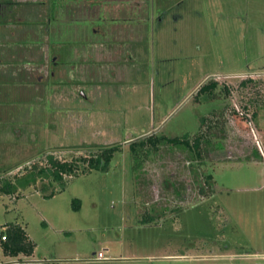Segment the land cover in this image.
I'll use <instances>...</instances> for the list:
<instances>
[{"label":"rangeland","instance_id":"obj_1","mask_svg":"<svg viewBox=\"0 0 264 264\" xmlns=\"http://www.w3.org/2000/svg\"><path fill=\"white\" fill-rule=\"evenodd\" d=\"M223 1L187 0L182 14L150 24L148 14L124 15L140 25L139 48L131 43L135 30L122 43L113 34L115 42L97 36L91 46V0L64 6L67 16L49 30L73 46L52 77L55 51L40 25H30L34 33L15 27L16 39L44 44L26 46L0 66V79L12 80H0V177L18 174L25 183L33 174L28 165L48 166V155L80 168L0 192V229L17 224L34 243L30 255L15 256L0 245V264H264V105L241 118L232 112L240 104L231 87L264 72V0H238L232 12ZM118 43L131 60L107 56ZM6 52L0 57L9 62ZM208 78L227 84L228 96L195 97ZM7 90L13 99L3 98ZM206 114L217 123L201 158L183 146L162 143L147 153L130 145L151 132L192 135ZM111 144L120 145L108 168L83 172L87 163L76 157ZM101 250L105 259L94 260Z\"/></svg>","mask_w":264,"mask_h":264},{"label":"flooded vegetation","instance_id":"obj_2","mask_svg":"<svg viewBox=\"0 0 264 264\" xmlns=\"http://www.w3.org/2000/svg\"><path fill=\"white\" fill-rule=\"evenodd\" d=\"M77 1L79 0H0V36L3 35L9 37L0 39H4L3 41L7 42L5 43L0 41V50H8V52H6L5 54L7 55V60L9 61L6 62L4 59H2V57H0V66H10V64L14 63V56L17 54V52L21 51V49H25L26 46H31L32 44H44V40H41V38H39L38 40H36V38H33L31 40L30 38L24 36V38L22 39H16L15 27H26L28 28L27 30H31V24H35L36 26L40 25V32L38 33L39 35L46 34L47 39L45 41H47V47L49 46L47 49L50 48V50L52 49L53 51H55V54H51L49 58V63L52 68L50 71V75L52 77L53 67H57L58 65L61 66L65 58H68V51L72 48L73 44H71V42L68 40H63V37L58 39L57 35H54L52 31L50 32L49 26L53 23H56V21H58V19H60L63 15L67 16L64 12V6H70V4H73ZM186 1L187 0H91V12L93 14L92 21L94 23L93 26H91V46H93L94 44H98V42L96 41L97 36L100 39L108 41L111 40L115 42L114 38L112 39L109 37V35H112V37H114L113 34H121L123 37L121 40L122 43L123 40L125 41V34H130L132 30H135L134 34L136 38L131 39L132 41H129H131V43L133 44L136 41L135 44H137L139 48V46L141 45V38H143L142 33H138L140 25L138 24V22L130 21L131 18L124 17V15L127 16L128 14H148V23L150 24L151 22H155V18L157 21L162 20V17L165 14H182L181 6L184 7ZM237 1L238 0H225L223 2H227L231 5V7L229 5L228 6L230 7L232 12L235 10V8H237ZM145 3L149 6V10H146V12H144L143 8ZM59 7H63V9L58 11ZM31 11L33 13L39 14L40 16L38 18H35L34 20L31 18H27L26 15H28V13H30ZM32 12L30 14H32ZM108 14H116V16L111 15V17H106ZM173 18L176 19L177 17L174 16ZM62 21L63 19L59 21V23H62ZM132 27L134 28L132 29ZM63 28L64 27L62 26V29ZM34 32L32 31V33ZM65 33L66 30H63L62 34ZM24 39L29 41L28 44L19 47L15 46V41H24ZM111 41L109 43H112ZM64 43L66 44L64 45ZM100 44L106 45L108 43L101 42ZM133 44H131V46H133ZM115 46L116 50H111L107 53V56H110V59L111 57H113L112 59L114 60L115 58H123V61L131 60L132 56L131 54H129L130 50L128 51L126 49V53H123L122 50L119 48L122 46V44L118 43L115 44ZM12 47H17V50L13 48L14 50H12L11 52L10 48ZM62 50H64V53L61 52ZM11 56H13L12 59L10 58ZM126 58H128V60ZM98 59L99 58L97 57V52H92L91 65H97ZM1 76L2 75H0V77ZM0 80L3 81V83L5 82V84L7 83L8 86L12 84V80L9 77L7 78L4 76V78ZM5 93L8 94L3 97L4 99L6 97H8L9 99H13L12 94L14 93V91L7 90V92Z\"/></svg>","mask_w":264,"mask_h":264},{"label":"trees","instance_id":"obj_3","mask_svg":"<svg viewBox=\"0 0 264 264\" xmlns=\"http://www.w3.org/2000/svg\"><path fill=\"white\" fill-rule=\"evenodd\" d=\"M231 87L236 91L240 104L239 110L234 111L232 109V112H237L238 114L240 111V113H242V115L240 114L241 118H245V115L255 117L257 113L256 108L260 107L261 104L264 105V72L258 74L249 72ZM230 89L231 88H229L227 84L224 85V83H219V81L215 78H208L197 88L195 97H198L200 94H205L209 98H214L219 95L225 97L230 93ZM215 90L217 93H215ZM209 113L210 115L214 114V116H216L215 114H218L219 111L214 109ZM213 117H210L207 114L201 116L199 118L198 130L192 135L185 134L183 136L167 137L165 135H157L155 132H151L144 136H140L136 141L129 143L132 149L133 146L136 145L139 149L141 148V151H144L145 149L147 153H150V151L155 152L158 149V146L162 143L167 145L183 146L188 148L193 155H195V158H201L203 151L208 145H210V139L207 136L210 134L212 126L217 123L214 121ZM119 145L120 144L98 146L96 149L89 152L88 156H77L76 159H80L82 164L87 163L82 165L83 172L90 170L105 171L108 168L114 153L119 150ZM137 155L138 154H136V156ZM46 158L48 160V166H40L38 162H32L28 165V167H31L33 170V174L32 179L25 183H20L18 181V178H21L18 177V174L13 175L14 181H11L10 178L0 177V192L6 194L13 193L19 187L23 189L28 185H34L39 178L42 180V183H45L43 180L47 179L48 181L60 179L65 174L70 175L75 169L78 170L80 168L76 160L60 161L52 155H48ZM208 178L210 179L209 175L206 180ZM201 189L199 190L200 193L203 195L206 194L203 193L204 189L202 191ZM73 202H75L73 207L78 208V199H74ZM5 226L4 230L0 229V245L2 252L11 256H15L19 253L30 255L34 247V243L26 236L25 231L17 224L8 223ZM2 236H4V239L1 238Z\"/></svg>","mask_w":264,"mask_h":264},{"label":"built area","instance_id":"obj_4","mask_svg":"<svg viewBox=\"0 0 264 264\" xmlns=\"http://www.w3.org/2000/svg\"><path fill=\"white\" fill-rule=\"evenodd\" d=\"M1 238L4 239V236H2ZM93 258H94V260H103V259H105L104 252L102 250L96 252L94 254Z\"/></svg>","mask_w":264,"mask_h":264}]
</instances>
